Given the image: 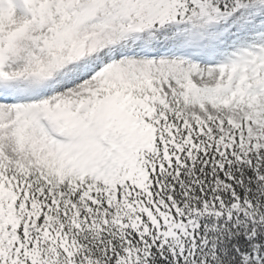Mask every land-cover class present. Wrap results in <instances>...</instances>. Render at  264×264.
<instances>
[{
	"label": "snow or ice",
	"instance_id": "1",
	"mask_svg": "<svg viewBox=\"0 0 264 264\" xmlns=\"http://www.w3.org/2000/svg\"><path fill=\"white\" fill-rule=\"evenodd\" d=\"M0 264H264V0H0Z\"/></svg>",
	"mask_w": 264,
	"mask_h": 264
}]
</instances>
